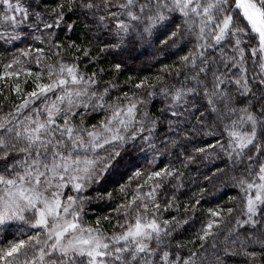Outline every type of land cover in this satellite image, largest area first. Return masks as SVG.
I'll list each match as a JSON object with an SVG mask.
<instances>
[{
    "label": "trees",
    "instance_id": "obj_1",
    "mask_svg": "<svg viewBox=\"0 0 264 264\" xmlns=\"http://www.w3.org/2000/svg\"><path fill=\"white\" fill-rule=\"evenodd\" d=\"M87 2L96 7H83ZM145 2L137 0V5ZM22 3L26 7L31 5L30 13L40 12L41 18L37 21L38 29L30 26L32 21L18 28L0 23V77H3L0 79V121L15 124L23 119L26 112L17 114L16 106L22 103L26 93L35 89L36 83L50 82L49 71L53 73L52 79H70L66 73L59 72L61 65L74 67L86 81L88 78L95 81L69 85L88 90V95L74 98L81 106L72 109L78 113L71 117L73 124L89 130L95 125L102 131L101 122L110 115L107 105H137V123L120 133L125 140L114 141L93 154L98 157L96 167L103 171L95 179L69 181L66 176L64 186L59 189L62 203L67 202L69 196L76 199L73 207L79 212V222L85 228L99 229L104 236H111L121 231L119 225L125 222L126 213L131 220L136 207L146 203L149 216H155L161 223L169 221L170 235L162 237L159 247L172 254L170 260L176 254L187 259L196 253L192 257L194 264H264V244L256 243L257 239H264V225L238 223L247 217L244 189L248 182L258 181L254 174L264 163V134L258 127L254 144L260 147L259 151L253 145L241 150L228 132L250 131V125L242 121L235 126L232 124V121H240L244 113L225 116L221 112L218 117L217 113L209 111L202 91L198 90L199 94L185 98L186 103L179 106V115L173 116L177 105L171 95L165 94V90L174 92L182 85L195 86L194 81L186 82V77L194 72L185 67L181 59L196 50V39L189 34L185 18L178 12L166 11V18L153 24L148 16L154 15V9L140 13L138 7H133L132 11L141 16V20L133 21L126 15L127 9L119 7L125 0H110L108 6L105 0H22ZM61 4L64 5L59 9L62 18L53 11ZM6 7L0 4V12ZM101 16L105 18L103 21L99 19ZM120 20L129 24L127 33L117 29ZM44 23L53 27L44 28ZM145 28L149 31L145 32ZM173 32L177 35L172 36ZM226 51L232 54L230 46ZM212 55L218 56L219 49ZM9 64L11 68L6 69ZM246 66L250 80L253 76L258 80L259 68L253 71L250 61ZM6 71L20 75L6 76ZM17 84L22 89L19 94L15 91ZM228 88L235 92V85ZM106 89L103 100L89 99L93 92L98 97ZM261 90L253 84L257 96ZM57 94L61 93L57 91ZM54 99L55 95L49 94V100ZM238 99L240 103L234 106L240 108L252 97ZM252 103L259 108L255 100ZM84 104L88 107H83ZM99 104L105 107L94 109V105ZM32 107L42 108L43 105L37 101ZM141 127L145 131H137ZM114 153L119 155L109 160ZM164 170L173 174L153 176ZM242 180L246 181L243 185ZM76 183L82 184L79 190L74 187ZM153 189L154 200L147 196ZM248 194H254V189ZM137 196L141 199L132 203ZM155 204L160 206L158 210ZM213 212L219 215L213 216ZM24 216V220L0 226V249L37 233L42 239L46 238L45 229L32 227L36 221L34 212L26 211ZM254 219L264 220V216ZM211 221L216 222L211 230L213 235L207 240L199 239ZM34 252L35 249L30 251L29 256ZM245 252L257 255L249 257Z\"/></svg>",
    "mask_w": 264,
    "mask_h": 264
},
{
    "label": "snow or ice",
    "instance_id": "obj_2",
    "mask_svg": "<svg viewBox=\"0 0 264 264\" xmlns=\"http://www.w3.org/2000/svg\"><path fill=\"white\" fill-rule=\"evenodd\" d=\"M109 3L110 0H105V6ZM0 4L7 6L0 12V23L18 28L32 21L30 26L39 28L37 21L41 14L30 13L31 5L26 7L22 0H15V3L12 0H0ZM63 7L61 4L53 9L61 18L62 12L59 9ZM83 7L91 9L96 5L87 2ZM119 7L127 9L126 15L133 21L141 20V16L132 11L133 7H138L140 13H144L146 9H154V15L148 16L153 24L164 20L166 11L178 12L185 18L184 24L189 34L196 39V50L181 59L185 67L194 72L192 76L186 77V82L194 81L195 86L182 85L174 92L165 90V94L171 95L173 103L177 105V110L172 115L178 116L179 106L186 103L185 98L199 94L200 90L209 111L217 113L218 117L221 112L225 116L244 113L240 121H232V124L235 126L242 121L250 125V131L241 133L234 129L228 135L237 148L243 150L253 145L259 151L260 147L254 142L258 127L260 133L264 134V0H146L138 5L137 0H125ZM99 19L103 21L105 18L101 16ZM43 26L52 28L53 24L44 23ZM116 27L125 33L129 31V24L123 20ZM144 31L148 32L149 28ZM176 35V32L172 33V36ZM229 46L231 55L226 51ZM217 49L219 55H212ZM249 61L254 66L253 71L256 67L259 68L258 80L255 76L250 80L247 75L249 69L246 65ZM5 68H11V65H6ZM59 72L66 73L70 79H52L53 73L49 71L50 82L36 83L35 89L26 93L22 103L16 106L17 114L26 112L23 119L15 124L11 121H0V226L17 219L24 220V213L33 211L36 221L32 227L45 229L46 237L42 239L40 233H37L27 239L10 243L7 248L0 249V264H194L192 257L196 253H192L187 259L176 254L170 260L172 254L160 249L162 237L170 235L171 230L167 227L169 221L164 220L161 223L155 216H149L146 203L136 207L131 220L128 218L130 214L126 213L125 222L119 225L121 231L111 236H104L99 229L85 228L79 222V212L73 207L76 204L75 198L69 196L67 202L62 203L59 189L64 186L65 177L69 181L82 180L85 177L95 179L103 169L96 167L98 157L93 154L97 149H102L114 141L125 140L120 133L137 123V105H107L110 115L101 122L102 131L95 125L91 130L75 125L71 117L78 113L72 109L81 105L74 98L88 95V90L74 89L69 85L95 81L91 78L86 81L74 67L61 65ZM5 75L19 76L20 73L6 71ZM35 75L39 80L40 74ZM253 84L262 89L259 96L253 92ZM228 85H235V92ZM15 91L17 94L22 91L19 84ZM57 91L61 94H57ZM106 93L107 89L97 97L93 92L89 99L96 97L103 100ZM49 94L55 95V99L49 100ZM249 96L260 105L259 108H256L252 100H248L243 107L234 106L240 103L238 98L247 99ZM37 101L43 105L42 108L32 107ZM83 107L87 108L88 104ZM96 107L103 108L105 105H94V109ZM137 131L143 132L145 129L141 127ZM148 131L151 132L152 129L149 128ZM135 134L134 132L132 138ZM198 151L203 152L205 149ZM118 155L119 153H114L108 159L112 160ZM248 159L251 160L252 157L249 156ZM172 174L171 171L164 170L154 173L153 176L167 177ZM249 175H252L251 171ZM254 176L260 183L253 180L244 189L247 218L242 222L238 221L241 226L264 225V220L254 219L258 215L264 216V163L259 165ZM240 183L243 185L246 181L242 180ZM74 187L79 190L82 184L76 183ZM53 188L56 191H50ZM252 189H255V193L248 194ZM154 192L155 189L147 193V196L154 200ZM139 199L141 197L137 196L132 203ZM154 207L158 210L160 206L155 204ZM231 211L229 209V213ZM212 215L218 216L219 213L213 212ZM215 223L209 222L199 239L207 240L212 236L211 230ZM256 243L264 244V239H257ZM212 247L215 248V243ZM33 249L35 252L29 256ZM244 254L249 257L257 255L248 252Z\"/></svg>",
    "mask_w": 264,
    "mask_h": 264
},
{
    "label": "rangeland",
    "instance_id": "obj_3",
    "mask_svg": "<svg viewBox=\"0 0 264 264\" xmlns=\"http://www.w3.org/2000/svg\"><path fill=\"white\" fill-rule=\"evenodd\" d=\"M240 132H241V133H243V132H247V130H245V131H244V130H241ZM256 183H260L259 179H258V181H257ZM254 193H255V189H254ZM46 195H47V194H46ZM246 218H247V217H246Z\"/></svg>",
    "mask_w": 264,
    "mask_h": 264
}]
</instances>
